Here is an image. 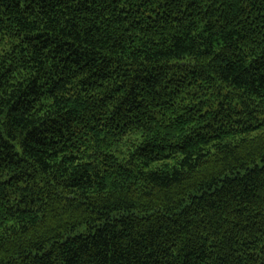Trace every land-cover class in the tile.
Listing matches in <instances>:
<instances>
[{
  "label": "trees",
  "instance_id": "trees-1",
  "mask_svg": "<svg viewBox=\"0 0 264 264\" xmlns=\"http://www.w3.org/2000/svg\"><path fill=\"white\" fill-rule=\"evenodd\" d=\"M0 264H264V0H0Z\"/></svg>",
  "mask_w": 264,
  "mask_h": 264
}]
</instances>
